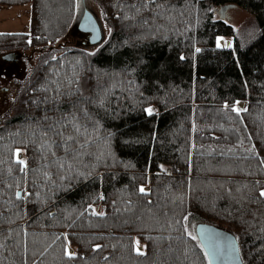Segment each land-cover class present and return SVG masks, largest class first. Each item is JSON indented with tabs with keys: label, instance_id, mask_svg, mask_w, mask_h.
Wrapping results in <instances>:
<instances>
[{
	"label": "trees",
	"instance_id": "1",
	"mask_svg": "<svg viewBox=\"0 0 264 264\" xmlns=\"http://www.w3.org/2000/svg\"><path fill=\"white\" fill-rule=\"evenodd\" d=\"M94 1L90 51L56 45L84 0H0L32 12L0 49L42 51L0 96V264H210L188 214L264 264V0ZM226 3L257 19L250 44Z\"/></svg>",
	"mask_w": 264,
	"mask_h": 264
},
{
	"label": "rangeland",
	"instance_id": "2",
	"mask_svg": "<svg viewBox=\"0 0 264 264\" xmlns=\"http://www.w3.org/2000/svg\"><path fill=\"white\" fill-rule=\"evenodd\" d=\"M86 8L92 11L101 25L102 38L100 40L106 38L110 33V27L103 19L101 5L94 0H84L83 12ZM31 13L30 3L21 5H0V31H30L32 26ZM225 19L234 25L235 32L241 44L244 46L250 44L260 33V25L257 19L248 10L239 5L229 7L225 13ZM89 35V32L81 30L78 23L74 21L68 32L56 43V45L58 47L78 45L79 47L94 51L97 46L90 43ZM222 41L223 39H221V42ZM227 42L228 41L225 42V45H227ZM34 48L35 47L27 46L13 49H0V96L3 95L2 97H5L7 101H9L11 97H16L25 81L30 78L29 76L31 75L32 68H34L42 52H37ZM8 52H14L16 54L15 57L18 58H5V54ZM50 52L51 50L49 53ZM188 215L185 219L186 229L190 234L195 235L196 218L192 216L193 219Z\"/></svg>",
	"mask_w": 264,
	"mask_h": 264
},
{
	"label": "water",
	"instance_id": "3",
	"mask_svg": "<svg viewBox=\"0 0 264 264\" xmlns=\"http://www.w3.org/2000/svg\"><path fill=\"white\" fill-rule=\"evenodd\" d=\"M235 3L223 4L217 9L221 17L229 7ZM79 28L90 33L89 39L97 42L102 38V29L99 21L88 8L82 13ZM14 52L5 54V58L17 59ZM196 235L207 253L210 264H253L243 260L237 236L227 228L213 222L201 220L195 226Z\"/></svg>",
	"mask_w": 264,
	"mask_h": 264
},
{
	"label": "built area",
	"instance_id": "4",
	"mask_svg": "<svg viewBox=\"0 0 264 264\" xmlns=\"http://www.w3.org/2000/svg\"><path fill=\"white\" fill-rule=\"evenodd\" d=\"M222 42L225 43L224 40H223ZM228 42H229V41H228Z\"/></svg>",
	"mask_w": 264,
	"mask_h": 264
}]
</instances>
